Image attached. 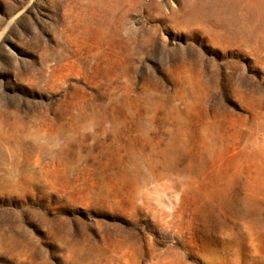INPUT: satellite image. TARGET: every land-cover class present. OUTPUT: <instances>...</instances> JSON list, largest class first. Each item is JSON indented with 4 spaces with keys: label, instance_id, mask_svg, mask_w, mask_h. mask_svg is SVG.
<instances>
[{
    "label": "rangeland",
    "instance_id": "1",
    "mask_svg": "<svg viewBox=\"0 0 264 264\" xmlns=\"http://www.w3.org/2000/svg\"><path fill=\"white\" fill-rule=\"evenodd\" d=\"M0 264H264V0H0Z\"/></svg>",
    "mask_w": 264,
    "mask_h": 264
}]
</instances>
